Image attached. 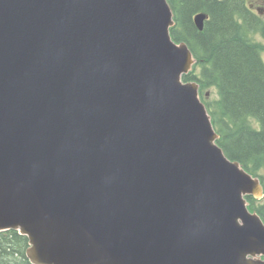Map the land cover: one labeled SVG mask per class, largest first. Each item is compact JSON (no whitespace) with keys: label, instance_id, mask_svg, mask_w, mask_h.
Instances as JSON below:
<instances>
[{"label":"water","instance_id":"obj_1","mask_svg":"<svg viewBox=\"0 0 264 264\" xmlns=\"http://www.w3.org/2000/svg\"><path fill=\"white\" fill-rule=\"evenodd\" d=\"M174 24L167 0H0V233L30 264H264L260 179Z\"/></svg>","mask_w":264,"mask_h":264},{"label":"trees","instance_id":"obj_2","mask_svg":"<svg viewBox=\"0 0 264 264\" xmlns=\"http://www.w3.org/2000/svg\"><path fill=\"white\" fill-rule=\"evenodd\" d=\"M174 14L171 37L185 42L197 62L183 76L199 84L201 99L219 135L226 156L259 176L264 187V63L256 42L253 17L246 0H167ZM199 12L207 14L202 31L193 23ZM218 98L206 101L205 90ZM249 209L264 221V197H246ZM28 241L17 231L0 233V264H30Z\"/></svg>","mask_w":264,"mask_h":264},{"label":"flooded vegetation","instance_id":"obj_3","mask_svg":"<svg viewBox=\"0 0 264 264\" xmlns=\"http://www.w3.org/2000/svg\"><path fill=\"white\" fill-rule=\"evenodd\" d=\"M247 8L254 19L252 26L256 29L255 37L264 54V0H247Z\"/></svg>","mask_w":264,"mask_h":264},{"label":"rangeland","instance_id":"obj_4","mask_svg":"<svg viewBox=\"0 0 264 264\" xmlns=\"http://www.w3.org/2000/svg\"><path fill=\"white\" fill-rule=\"evenodd\" d=\"M262 53H263V51H262ZM262 53H261V57L263 55V57H262V61H263L264 54H262ZM263 63H264V61H263ZM203 93H204L203 95H205L204 98H205L206 101H208V100L209 101L210 100L214 101L215 99L218 98L217 93H216V91L214 89L205 90Z\"/></svg>","mask_w":264,"mask_h":264}]
</instances>
